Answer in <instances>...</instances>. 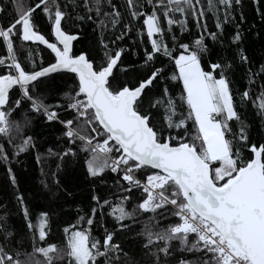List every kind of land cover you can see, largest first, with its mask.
I'll return each instance as SVG.
<instances>
[{"label":"snow or ice","instance_id":"6c2138e0","mask_svg":"<svg viewBox=\"0 0 264 264\" xmlns=\"http://www.w3.org/2000/svg\"><path fill=\"white\" fill-rule=\"evenodd\" d=\"M247 5L264 23V0H0V264H264V135L253 141L231 79L238 61L248 82L240 106L250 101L264 124V64L254 72L242 47ZM69 21L93 26L95 43L79 54L73 42L83 32ZM190 24L199 35L184 43ZM228 27L232 59L213 60L207 41L223 47ZM129 37L150 44L139 67H120L126 51L139 54L116 46ZM37 119L58 126L44 152L31 133ZM81 154L85 179L104 184L111 173L119 192L102 197L91 187L87 211L58 178ZM26 155L42 177L55 164L51 183L40 180L50 205L75 206L62 245L48 239L54 207L37 228L20 191ZM12 201L30 250L8 225Z\"/></svg>","mask_w":264,"mask_h":264},{"label":"trees","instance_id":"16d2710c","mask_svg":"<svg viewBox=\"0 0 264 264\" xmlns=\"http://www.w3.org/2000/svg\"><path fill=\"white\" fill-rule=\"evenodd\" d=\"M245 15L247 16V23H245L242 27L245 29L244 31V40L242 42V47L246 50V53L249 57V67L252 68L254 72L259 71L260 65L264 64V23H262L259 17L254 12V6L247 5L245 9ZM252 25H255L253 28ZM208 26L210 29H213V22L211 19L208 21ZM65 27L72 31H82L83 38L79 41L73 42V54H79L81 50L89 47L91 44L95 43V37L92 31L91 24H84L80 29L74 28L72 26L71 21L65 25ZM139 27L138 24H133V35L135 33V29ZM191 31L185 32L183 35L182 42L189 43L191 40H194L199 33L196 32L194 28L189 25ZM233 31L231 27L225 29V35L223 38V47L219 44H213L211 40H208V46L211 50L213 60L227 56L229 60L232 59L233 48L229 46V37L230 33ZM146 41V37H145ZM117 47H134L135 51L139 53L138 55H133L131 51H126L122 56V63L120 67L123 66H131L137 65L138 67L141 65V56L143 53V47H149L150 44L145 43L143 46H133L132 38H126L123 41L117 42ZM32 48L35 50L36 46L32 45ZM39 49L42 51L43 59L47 62L50 59V53L48 50L44 49L43 45L39 46ZM2 51V49H0ZM177 55L179 52L176 53ZM159 59H163L165 64H168V61L164 57H160ZM157 66L159 63L157 62ZM120 67L115 69L114 71L120 75L121 79H128V76L120 72ZM174 66H169V71ZM233 75L231 79L233 81V90L236 92V103L240 109V114L242 119L250 127L251 137L254 142H260L261 135H264V132L261 131L264 128V124L260 118L256 115V109L252 106L249 101L243 107L240 106L239 100V92H242L245 88L248 87L247 78L245 76V67L241 66L237 61L233 67ZM64 77L57 76L55 84L57 86H64ZM71 83L70 81L68 82ZM261 81L258 79L256 86H254L251 91L253 96L258 95L259 92V84ZM172 91L178 96L179 88L173 87ZM189 127H191V121H189ZM57 125H46L42 120H35L33 127L31 129V133L36 136L37 147L40 152H44L48 147H51L55 141L56 135H58ZM23 161V166H17V176L20 181V191L24 194L26 203L29 207L30 214L33 217V222L36 224L37 228H39V215L42 210H46L48 207L52 206L55 209L54 214L51 217V229L49 232L48 239L51 242L56 243L57 245H62L64 241L63 227L66 226V223H75V212L72 208L67 204H63L61 202L63 210L60 207L50 205L49 200L44 195L43 191L40 187V180L47 179L50 183L53 179L51 173L56 171L55 164L52 161H48L45 163L44 171L47 174L46 177H42L40 174V169L36 166L35 161L33 159V155H26L21 157ZM83 159L84 156L81 154L78 162L75 164L74 169H69L68 172H61L59 174V180L62 186L70 187L75 193L77 198V203L87 211L88 205L90 203L89 199V191L90 188L95 186L97 188V194L104 197L108 196L110 198L118 197V190L113 187V175L111 173L107 174L106 182L101 184L98 181L89 182L85 179L84 169H83ZM26 169V170H25ZM4 170L0 167V186L4 185ZM10 199V198H9ZM129 209L131 205L128 206ZM147 219V217H144ZM8 225L11 229H14L18 234V239L24 241L25 248L30 250V234H27V229L25 227V223L23 221L22 216L18 213V210L15 206V202L12 201L10 204V212ZM161 226H164L163 223ZM107 227H112V221L109 220ZM142 227V224L139 222L135 226V230L139 231ZM94 235L99 236L101 234V230L99 229V225L97 224L96 228L93 231ZM125 243L128 242V238L121 237ZM25 248H21V251H24Z\"/></svg>","mask_w":264,"mask_h":264}]
</instances>
